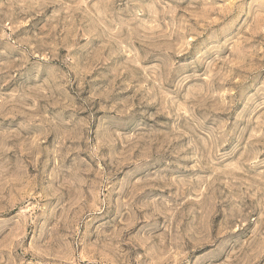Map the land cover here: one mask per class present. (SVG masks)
I'll list each match as a JSON object with an SVG mask.
<instances>
[{"label":"rangeland","instance_id":"rangeland-1","mask_svg":"<svg viewBox=\"0 0 264 264\" xmlns=\"http://www.w3.org/2000/svg\"><path fill=\"white\" fill-rule=\"evenodd\" d=\"M0 264H264V0H0Z\"/></svg>","mask_w":264,"mask_h":264}]
</instances>
